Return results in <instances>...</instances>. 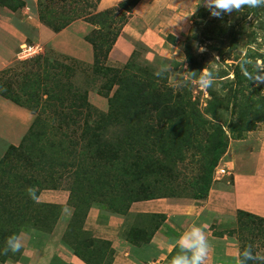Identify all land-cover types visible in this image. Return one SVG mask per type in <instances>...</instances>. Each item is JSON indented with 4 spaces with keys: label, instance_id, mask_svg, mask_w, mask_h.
<instances>
[{
    "label": "rangeland",
    "instance_id": "obj_1",
    "mask_svg": "<svg viewBox=\"0 0 264 264\" xmlns=\"http://www.w3.org/2000/svg\"><path fill=\"white\" fill-rule=\"evenodd\" d=\"M207 3L208 0H197L193 10L186 16L187 30L178 37L168 36V47L162 53H153L143 44L136 42V53L131 60L136 73L145 75L149 72L153 78L148 79L156 84L167 82L182 94L184 100H189L191 108L187 117L188 130L182 128L180 123L174 122L169 123L172 128L167 124L163 133L155 121L151 120L150 125H146L145 120L140 119L141 122H137L138 117H135L130 147L118 149L115 138L120 137V128L115 124H110L100 131L102 139L99 145H96L105 150L109 157L129 154L127 161L134 165L130 173L134 176L132 182L159 188L157 197L199 200L201 196L198 195L199 189L212 188L228 177L231 164L227 153L230 145L249 135L262 136L264 133V81L258 83L254 79L248 80L242 74L243 71L253 72L257 60L264 61V6L256 8L245 6L240 10L223 12L221 16L215 17ZM132 4L133 0H130L128 7L130 8ZM35 7L37 9V3ZM120 12L125 11L120 9ZM38 55L48 59L50 63L74 62L68 59L71 56L49 47H44ZM74 66L76 72L73 77L69 73H64L60 76L61 83L87 89L93 106L108 112L109 98L118 89V85H114L109 90L110 73L96 75L92 72L91 65L87 63H83L81 69ZM13 67L16 73L10 74L9 77L26 74L33 69V58L20 60L17 56ZM205 72L209 73L212 80V86L208 88H202L200 85V78ZM255 74L264 76V69H256ZM14 88L18 89V93H21L19 90H23L19 89V85H14ZM55 99L47 101L45 95L41 96L38 108L41 110L40 106H45L47 112L45 114L42 112V116L48 120L49 125L35 126L32 144L27 146L25 140L26 142L23 141L20 145L26 147L12 151L14 154L10 156V160L13 167L17 163L21 166L19 168L21 172L29 176L51 177L52 180L49 179L50 181L46 183L47 187L67 190L73 186L77 187L79 189L77 200L81 198L88 200L80 204L82 212L93 205H99L111 212L120 209L126 202L115 197L116 192L112 190L115 183L112 180L122 178V175L119 176L121 163H112L114 166L108 167L107 171L103 168L95 170L93 181L85 179L83 181L85 183L78 185L77 183L72 185L77 182L74 176L76 173H73L77 165L71 166L64 174L61 167L55 165L53 168L55 159L63 148L78 149L91 138L90 134L83 132L82 129L85 114L72 117L75 121L68 119L63 122L62 124L68 126L64 129L52 128L56 121L51 116V108L46 105L56 102ZM68 104L69 101H66L61 109L69 111ZM93 119L96 117L92 118V122ZM218 126L223 128L228 142L218 164L212 168L211 163L216 154L212 139L217 133ZM170 147L177 148V151ZM11 150L12 148H9L0 160ZM145 155L152 157L148 160L152 161L149 169L140 160ZM153 164L156 165V169ZM39 166L46 168L43 169L46 175H38ZM220 169H226V174L218 172ZM70 205L72 206L71 203ZM243 220L244 225L238 222L236 217L232 227H228L226 231L237 239L241 250H250L258 257H264V223L246 218ZM25 229L37 228L29 226L22 228L21 231ZM20 256L21 251L15 254L11 252L10 257L5 261L0 260V263L17 260Z\"/></svg>",
    "mask_w": 264,
    "mask_h": 264
},
{
    "label": "crops",
    "instance_id": "obj_2",
    "mask_svg": "<svg viewBox=\"0 0 264 264\" xmlns=\"http://www.w3.org/2000/svg\"><path fill=\"white\" fill-rule=\"evenodd\" d=\"M16 11L0 6V70L17 59L21 45L49 47L87 64H93V46L85 37L93 26L75 21L55 32L39 20L37 0H24ZM126 0H100L105 10ZM197 0H138L129 21L114 44L107 64L125 65L141 43L153 53H162L167 37L181 36L188 27L186 16ZM187 14H185V13ZM35 114L0 94V158L11 146H19L29 132ZM229 175L199 200L158 197L131 203L126 213L111 212L99 205L88 210L84 231L89 237L107 240L113 248L112 264H172L183 256L181 237L200 227L209 243L205 264H240L241 249L227 229L239 211L264 218V133L237 140L229 148ZM231 181V182H230ZM67 189H44L38 201L62 206L52 231L25 229L21 256L0 264H87L66 243L73 218ZM150 237L148 241L147 238Z\"/></svg>",
    "mask_w": 264,
    "mask_h": 264
},
{
    "label": "trees",
    "instance_id": "obj_3",
    "mask_svg": "<svg viewBox=\"0 0 264 264\" xmlns=\"http://www.w3.org/2000/svg\"><path fill=\"white\" fill-rule=\"evenodd\" d=\"M129 1H122L118 6L99 11L97 8L100 0H37L39 20L55 32L62 31L79 19H84L93 26L92 31L85 37L93 46L94 61L91 64L92 72L102 76L110 73L111 79L109 81L111 84L109 90L114 85H118L115 94L109 98L110 109L108 112H103L93 106L89 100V91L87 89L76 88L73 84L65 85L61 83L60 76L62 74L69 73L73 77L76 72L74 65L81 69L85 62L78 59L77 61L74 58H68L74 61V64H65L59 61L50 63L48 59L37 55L33 57V69L26 74L20 72L21 74L9 77L10 74L16 73L13 67L14 61L0 70V94L17 104L29 108L35 114V120L23 139V141H27V146L32 144L35 126L42 124L48 127L49 125L48 120L42 116V112L44 114L47 112L45 106L41 105V110L38 108L41 96L45 95L47 101L55 98L57 100L46 105L51 108V116L56 121L52 128L64 129L68 126L62 124L63 122L68 121V119L75 121V118L72 117L85 114V122L82 129L83 132L89 133L91 138L84 146L81 145L78 149L63 148L56 158L57 160L55 159L53 168L55 165L61 167L64 174L69 171L71 166L77 165L73 171L74 174L76 173L74 176L77 182L72 185H76V183L78 185V183H85L83 182L85 179L93 181L95 170L103 168V170L107 171L108 167L114 166L112 163H121L122 166L119 169L121 174L119 173V176L122 175V178L112 180L115 183L112 190H115L117 200L126 202L124 206L114 211L122 214L128 211L134 201L158 198L156 195L159 188L150 187L147 184H134L132 182L134 176L130 175L134 165L127 161L130 155L125 153L121 156L109 157L105 150H101L99 146L96 147L102 139L100 131L110 126V124L119 126L120 137L115 138L117 140L116 144L119 146V150H124V148L131 146L135 117H138L136 118L137 122L145 120L146 125H150L151 120L155 121L162 128L163 133L165 132L164 127L174 122L180 123L182 128L188 130L189 119L187 117L191 108L189 100H184L182 94L167 84V82L165 84H156L148 79L153 78L149 72L143 75L134 71L135 65L132 64L131 60L136 50L129 61L122 67L106 65L109 54L125 24L129 21L132 8L138 0H133L130 8L128 7ZM0 6L16 11L25 6V1L0 0ZM120 9L125 12H120ZM14 85H19V89L23 88V90H19L22 94L18 93V89L16 90ZM66 101H69V111L61 109ZM152 113L155 114L153 115ZM93 117H96V119H93L92 122ZM189 140L190 136L188 137ZM212 141L214 143V153L216 152L211 163V167L214 168L218 164L228 142L223 128L218 126L217 133ZM21 145L18 147L11 146L12 150L0 160L1 261H5L10 257V249H8L7 254H3L4 249L7 247V238L9 236L13 234L19 235L22 228L29 226L45 232L52 231L62 211V206L37 202L39 193L42 190L56 189L47 187L46 183L50 181L49 179L52 180L51 177L37 178L33 175L29 176L27 173L21 172L19 169L21 166H18L17 163L13 167L10 156L14 154L13 150H19V147H26V145ZM170 148L177 151V148ZM162 153H165V151H162ZM151 158V155H145L140 158L147 169H149V164L152 162H148ZM153 165L156 169V165ZM43 169L46 168L44 166L38 167V175H46ZM112 185H110V188ZM29 188L35 189L37 200H33L30 197ZM105 189L108 188L105 187ZM210 189L211 187L199 189L198 195H201L199 199L205 198ZM69 191V204L71 203L74 207V214L65 234L66 243L87 264H112L113 248L111 243L107 240L89 237L84 231L83 226L90 207L82 212L80 204L87 202V198L77 200L78 197L76 195L79 193L77 187L73 186ZM243 218L264 223L263 217L239 211L237 220L242 222V225L245 222ZM147 240L149 241L150 237ZM178 248L181 249L180 246ZM181 251L191 256L189 250L181 249ZM244 252V250H241L240 264H264V259L256 258L258 256L255 253L251 252L254 258L248 259L243 255Z\"/></svg>",
    "mask_w": 264,
    "mask_h": 264
},
{
    "label": "clouds",
    "instance_id": "obj_4",
    "mask_svg": "<svg viewBox=\"0 0 264 264\" xmlns=\"http://www.w3.org/2000/svg\"><path fill=\"white\" fill-rule=\"evenodd\" d=\"M256 8L264 6V0H208L207 7L211 10V14L219 17L223 12H231L233 10H240L242 7ZM256 69H264V61L257 60L254 65L253 72L243 71V75L248 80H256L258 83L264 81V76L255 74ZM200 85L202 88L212 86V80L209 73L205 72L200 78ZM28 193L33 200H37L35 189L29 188ZM38 202V200H37ZM181 249L189 250L191 256L183 255L176 256L172 260V264H205L209 243L206 236L200 227H194L191 231L185 233L179 241ZM24 248V243L20 235L13 234L7 238V247L4 249L3 254H7L8 249L12 253H18ZM243 255L245 258L253 259L250 250H246ZM264 259V257H256Z\"/></svg>",
    "mask_w": 264,
    "mask_h": 264
},
{
    "label": "built area",
    "instance_id": "obj_5",
    "mask_svg": "<svg viewBox=\"0 0 264 264\" xmlns=\"http://www.w3.org/2000/svg\"><path fill=\"white\" fill-rule=\"evenodd\" d=\"M41 50L42 47L40 45L25 43L20 47V50L18 52V58L20 60L33 58L38 55ZM218 172H220L221 174H226V169H220L218 170Z\"/></svg>",
    "mask_w": 264,
    "mask_h": 264
}]
</instances>
